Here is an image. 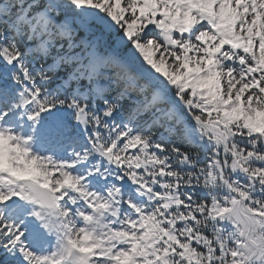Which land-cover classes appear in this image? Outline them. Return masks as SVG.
Returning a JSON list of instances; mask_svg holds the SVG:
<instances>
[{
    "label": "snow or ice",
    "instance_id": "1",
    "mask_svg": "<svg viewBox=\"0 0 264 264\" xmlns=\"http://www.w3.org/2000/svg\"><path fill=\"white\" fill-rule=\"evenodd\" d=\"M0 264H264V0H0Z\"/></svg>",
    "mask_w": 264,
    "mask_h": 264
}]
</instances>
